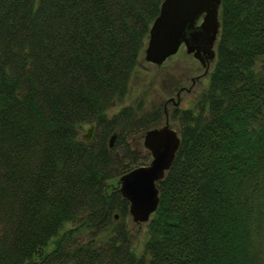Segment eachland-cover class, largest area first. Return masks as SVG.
Returning <instances> with one entry per match:
<instances>
[{
  "label": "trees",
  "instance_id": "trees-1",
  "mask_svg": "<svg viewBox=\"0 0 264 264\" xmlns=\"http://www.w3.org/2000/svg\"><path fill=\"white\" fill-rule=\"evenodd\" d=\"M161 1L0 0V264H264V0H221L208 84L169 113L180 144L134 249L117 179L149 161L135 138L164 111L107 110Z\"/></svg>",
  "mask_w": 264,
  "mask_h": 264
},
{
  "label": "water",
  "instance_id": "water-1",
  "mask_svg": "<svg viewBox=\"0 0 264 264\" xmlns=\"http://www.w3.org/2000/svg\"><path fill=\"white\" fill-rule=\"evenodd\" d=\"M220 2L221 0H162L159 12L148 30L143 47L144 59L161 64L177 51L181 43L199 59L201 50L213 59L220 29ZM171 99L173 97L167 98L163 104L164 122L146 129L141 137L143 146L150 152V160L123 172L117 180L121 195L128 200V212L136 223L147 221L156 210L159 202L156 183L172 164L180 144V135L170 125L166 110V104ZM178 101L179 98L173 103ZM94 127L92 122L82 133L84 141L91 140ZM114 137L115 133L109 138L110 146L113 145Z\"/></svg>",
  "mask_w": 264,
  "mask_h": 264
},
{
  "label": "rangeland",
  "instance_id": "rangeland-1",
  "mask_svg": "<svg viewBox=\"0 0 264 264\" xmlns=\"http://www.w3.org/2000/svg\"><path fill=\"white\" fill-rule=\"evenodd\" d=\"M214 60L203 78V82L195 85V90L189 92L183 90L180 93V101L178 103H173L176 101V92L181 85L188 86L190 84L189 76L199 74L203 69L195 61L192 54H187L186 51H177L169 57H167L161 64H156L149 62L144 59L143 49L140 51L138 56V64L131 75L129 81V88L124 97L116 101L111 105L108 110V116L117 112L124 105H135L140 99L143 100L144 107H151L153 105L164 106V101L167 98L173 97V99L167 102L166 110L171 113L173 107L178 106L179 108L190 107L194 104L196 96L203 90L209 80L210 70ZM255 69L259 72H264V58L257 60L255 63ZM174 100V101H172ZM164 116L161 123L164 122ZM171 126L177 128L175 121L170 120ZM90 123L84 124L81 128L80 134L84 133L89 127ZM95 132V127L93 129L92 136ZM136 140V139H135ZM142 145V138L138 137L137 140ZM116 185V182L114 181ZM130 230L133 234V246L136 252L140 253L143 251V244L147 237L146 226L144 222L136 223L132 220L131 216L129 218Z\"/></svg>",
  "mask_w": 264,
  "mask_h": 264
},
{
  "label": "flooded vegetation",
  "instance_id": "flooded-vegetation-1",
  "mask_svg": "<svg viewBox=\"0 0 264 264\" xmlns=\"http://www.w3.org/2000/svg\"><path fill=\"white\" fill-rule=\"evenodd\" d=\"M200 21H201V18L198 19V22H200ZM177 51H186L187 54H192V56L194 57L195 61L198 62V65L203 69V71L201 73L189 76L190 84L188 86L181 85L179 87V89L176 92V98H179V101H180V93L183 90H186V91H189V92L190 91L193 92V90H195L194 89L195 85L200 84V83L203 82V78L206 76V73H207V71H208L213 59L207 57V53L203 52V50H201V52H200L201 58L199 59L198 57H196L193 54V52H188L187 51V47H186V45L184 43H181L179 45ZM177 93H178V95H177ZM172 101H174V100H172Z\"/></svg>",
  "mask_w": 264,
  "mask_h": 264
},
{
  "label": "bare ground",
  "instance_id": "bare-ground-1",
  "mask_svg": "<svg viewBox=\"0 0 264 264\" xmlns=\"http://www.w3.org/2000/svg\"><path fill=\"white\" fill-rule=\"evenodd\" d=\"M115 136H116V133H115ZM114 139H115V137H114ZM114 139H113V142H114ZM136 139V141L138 140V137H136L135 138ZM112 183V182H111ZM113 184V183H112ZM118 184V183H117ZM117 188V187H116ZM115 187H114V189H116Z\"/></svg>",
  "mask_w": 264,
  "mask_h": 264
}]
</instances>
